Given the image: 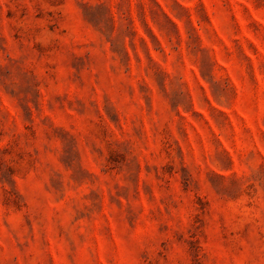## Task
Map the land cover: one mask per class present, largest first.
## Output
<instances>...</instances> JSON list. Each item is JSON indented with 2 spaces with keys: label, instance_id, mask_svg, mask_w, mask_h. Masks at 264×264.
Segmentation results:
<instances>
[{
  "label": "rangeland",
  "instance_id": "rangeland-1",
  "mask_svg": "<svg viewBox=\"0 0 264 264\" xmlns=\"http://www.w3.org/2000/svg\"><path fill=\"white\" fill-rule=\"evenodd\" d=\"M0 264H264V0H0Z\"/></svg>",
  "mask_w": 264,
  "mask_h": 264
}]
</instances>
